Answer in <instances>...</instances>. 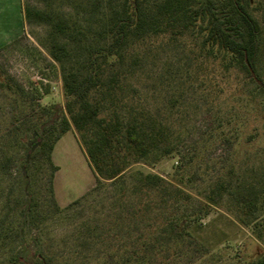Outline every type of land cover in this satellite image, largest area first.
Wrapping results in <instances>:
<instances>
[{
  "label": "trees",
  "instance_id": "obj_1",
  "mask_svg": "<svg viewBox=\"0 0 264 264\" xmlns=\"http://www.w3.org/2000/svg\"><path fill=\"white\" fill-rule=\"evenodd\" d=\"M61 1L69 11L23 12L48 26L43 44L59 64L64 105L40 103L39 86L26 89L0 65V264H218L201 219L224 204L264 243V167L191 191L192 156L174 179L134 166L179 152L166 108L190 89L194 67L210 82L219 71V93L231 88L233 104L209 109L223 135L232 125L240 139L243 108L264 115V0ZM160 45L185 55L155 73ZM72 126L96 183L62 207L53 150ZM263 131L254 125L247 140ZM82 205L89 212L72 217ZM56 221L69 224L57 239ZM244 264H264V249Z\"/></svg>",
  "mask_w": 264,
  "mask_h": 264
},
{
  "label": "rangeland",
  "instance_id": "obj_2",
  "mask_svg": "<svg viewBox=\"0 0 264 264\" xmlns=\"http://www.w3.org/2000/svg\"><path fill=\"white\" fill-rule=\"evenodd\" d=\"M48 4L69 11L68 2L61 0H0V65L26 89L39 86L43 93L37 100L40 103L49 105L56 102L64 105L59 64L43 44L48 26L38 22L28 23L23 12L25 5L44 8ZM156 42L157 45L160 43ZM157 50L155 73L166 66L167 60L178 63L184 59L185 52L181 49L160 45ZM195 71L197 78L194 77ZM213 73V81L210 82L194 67L189 77L192 83L190 89L185 91L182 98L178 97L179 101L175 105L170 103V107L166 108L173 127L181 134L179 152L155 163H136L135 167L174 179L179 177L175 175L178 166L192 156L187 187L191 191H194L191 185L201 186L219 176L228 175L231 170L234 171V176L246 177L252 175L250 169L264 167V131L259 137L247 140L254 125L264 127V115L258 114L252 106L243 108L241 118L246 119L247 124L240 139L231 132L232 125L227 126L226 134L223 135L216 128L215 118L209 109L215 105L213 109L217 111L218 106H230L234 101L230 95L231 88H227L224 94L219 93L221 74L219 71ZM208 84L214 86L211 95L207 93ZM170 95L168 93L166 100ZM234 122L236 123V119L232 121ZM53 160L59 167L54 176L55 195L62 207L94 187V170L73 126L55 144ZM109 189L110 187L108 191ZM89 209V205H82L74 210L72 217L84 216ZM201 222L204 224L203 239L209 245H214L218 253V264H244L258 258L264 249V243L257 239L250 228L241 225L225 204L212 208ZM68 225L61 221L54 223L52 233L56 235V239Z\"/></svg>",
  "mask_w": 264,
  "mask_h": 264
}]
</instances>
